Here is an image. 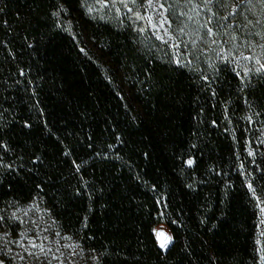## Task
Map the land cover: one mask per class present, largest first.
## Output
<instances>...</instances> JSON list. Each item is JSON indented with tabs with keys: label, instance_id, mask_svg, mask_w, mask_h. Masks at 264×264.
I'll return each mask as SVG.
<instances>
[{
	"label": "trees",
	"instance_id": "16d2710c",
	"mask_svg": "<svg viewBox=\"0 0 264 264\" xmlns=\"http://www.w3.org/2000/svg\"><path fill=\"white\" fill-rule=\"evenodd\" d=\"M261 64L262 0H0V261L31 228L63 264H264Z\"/></svg>",
	"mask_w": 264,
	"mask_h": 264
},
{
	"label": "rangeland",
	"instance_id": "374dc122",
	"mask_svg": "<svg viewBox=\"0 0 264 264\" xmlns=\"http://www.w3.org/2000/svg\"><path fill=\"white\" fill-rule=\"evenodd\" d=\"M258 201L261 212H263L264 206L262 200L258 198ZM155 230H162L164 233L167 234V236L171 237V241L167 244V247L165 248H162L160 246V243L164 240V237H161L160 240L157 239L160 248L166 250L172 243V236L168 227L165 224H160L155 227ZM26 232V237L22 238L20 243L22 252L19 256L16 255L19 264H63L60 255L55 251L52 252V247L49 243H47V240H44L42 236L38 237V234H36V232H34V230H32L31 228L27 229ZM259 235V248L261 250L262 226L260 227ZM41 247L43 248V251H41Z\"/></svg>",
	"mask_w": 264,
	"mask_h": 264
},
{
	"label": "snow or ice",
	"instance_id": "6c2138e0",
	"mask_svg": "<svg viewBox=\"0 0 264 264\" xmlns=\"http://www.w3.org/2000/svg\"><path fill=\"white\" fill-rule=\"evenodd\" d=\"M135 2H136V0H133V3H135ZM262 2H264V0H262ZM148 3H149V5H151L152 0H148ZM160 7L162 8L163 7V4H161ZM137 15H139V14H137ZM139 18L140 19H143L144 17H139ZM148 19L151 20V17H148ZM160 23L163 24L164 23V20H161ZM260 67H261V69H264V64H261ZM259 70L260 69H258L257 71H259ZM189 163H191V161H189ZM0 219H2V218H0ZM154 232H155L158 240H160L161 237H164V240L161 241L160 246L162 248L167 247V244L171 241V237L170 236H167V234L164 233L162 230L157 231V230L154 229ZM41 251H43V248L42 247H41ZM0 264H3V262L0 261Z\"/></svg>",
	"mask_w": 264,
	"mask_h": 264
}]
</instances>
